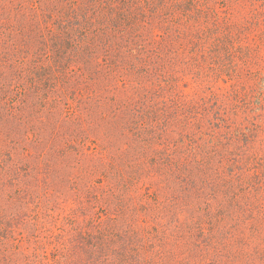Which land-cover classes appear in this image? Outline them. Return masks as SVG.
Wrapping results in <instances>:
<instances>
[{
    "label": "trees",
    "instance_id": "16d2710c",
    "mask_svg": "<svg viewBox=\"0 0 264 264\" xmlns=\"http://www.w3.org/2000/svg\"><path fill=\"white\" fill-rule=\"evenodd\" d=\"M0 264H264V0H0Z\"/></svg>",
    "mask_w": 264,
    "mask_h": 264
}]
</instances>
